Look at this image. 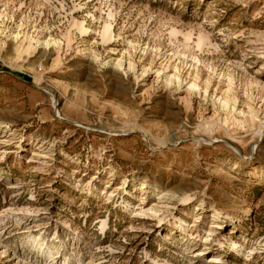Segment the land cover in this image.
<instances>
[{"label": "rangeland", "instance_id": "obj_1", "mask_svg": "<svg viewBox=\"0 0 264 264\" xmlns=\"http://www.w3.org/2000/svg\"><path fill=\"white\" fill-rule=\"evenodd\" d=\"M0 264H264V0H0Z\"/></svg>", "mask_w": 264, "mask_h": 264}]
</instances>
